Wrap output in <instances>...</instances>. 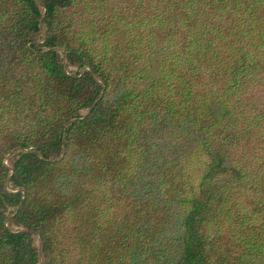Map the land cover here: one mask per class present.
I'll return each mask as SVG.
<instances>
[{
	"label": "trees",
	"instance_id": "1",
	"mask_svg": "<svg viewBox=\"0 0 264 264\" xmlns=\"http://www.w3.org/2000/svg\"><path fill=\"white\" fill-rule=\"evenodd\" d=\"M0 264H264V0H0Z\"/></svg>",
	"mask_w": 264,
	"mask_h": 264
}]
</instances>
